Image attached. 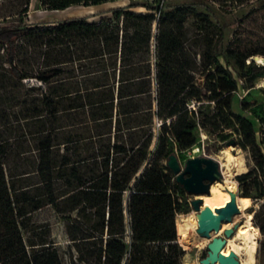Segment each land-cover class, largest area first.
<instances>
[{"label":"trees","instance_id":"16d2710c","mask_svg":"<svg viewBox=\"0 0 264 264\" xmlns=\"http://www.w3.org/2000/svg\"><path fill=\"white\" fill-rule=\"evenodd\" d=\"M38 1L62 11L123 0ZM130 1L93 16L0 23V264H65L50 225L34 219L47 206L69 220L79 255L70 264H126L128 254L132 264H181L177 251L165 252L178 249L181 205L175 176L160 163L177 154L183 134L206 132L208 154L230 140L249 150L255 168L238 180L244 197L264 199L255 125L222 104L239 90L233 63L244 89L264 78V65L248 63L260 55L229 50L224 65L216 53L224 32L207 13ZM30 4L3 0V17L27 15ZM190 18L200 26L193 35L184 30ZM23 39L33 42L26 66L18 62ZM259 122L264 135V117Z\"/></svg>","mask_w":264,"mask_h":264},{"label":"rangeland","instance_id":"374dc122","mask_svg":"<svg viewBox=\"0 0 264 264\" xmlns=\"http://www.w3.org/2000/svg\"><path fill=\"white\" fill-rule=\"evenodd\" d=\"M2 2L3 0H0L1 24L53 22L72 17L93 16L95 13L106 11L117 6H125L131 3L130 0H123L119 3L105 4L99 7L77 6L57 12L46 10L41 6L38 0H31L27 15H23L21 17L17 15L12 17H3V14L6 12L8 7L2 8ZM138 2H143V0ZM167 2L172 5H193L199 12L207 13L214 24L218 23L222 27L224 39L218 47L216 53L224 65L226 64L224 54L229 50L245 54H257L264 57V0H167ZM135 11L143 13L147 12L144 7H137L135 8ZM99 19L100 16L91 18V20L94 21ZM199 28L200 26L192 18L188 19L184 24V30L188 32L189 35L199 32ZM155 34H157L156 29ZM21 43L22 48L18 56V62L21 66H26L33 49V42L23 39ZM4 55L5 50L0 47V73L3 72V66H6L4 64ZM252 58L254 57H251L250 60H248V63L251 60H254ZM254 61L258 64L256 60ZM232 70L235 77L238 79L239 90L235 93L226 94L222 104L226 108H232L237 113L246 116L254 123L258 140L264 151V135L262 134L259 122V118L264 117V78L257 80L253 87L244 89L240 78V71L235 63H233ZM155 125L156 136L154 138V144L150 149V158H152L156 153V140L158 134L157 128L159 126L157 120L155 121ZM203 143L205 146H208L209 144H212V140L206 132L201 130L192 134H183L179 137L177 140V152L179 153L177 154L182 164L190 158L187 152L188 148L201 145ZM231 147L234 148L233 151L229 150ZM209 155L213 156L220 163V165L221 160L226 161L228 158H231L233 170L229 173V177L236 182L237 198H247L244 197V191L238 180V176L255 168L256 163L251 152L249 150H244L239 146L231 145L217 152L211 151ZM160 164L165 173H170L166 169V167H168L167 159H163ZM171 173L173 174L172 171ZM174 182L177 183L175 196L178 198L181 205V211H179L175 216L177 231L176 244L178 249L166 248L165 252H169L172 256L177 251V255L181 259V264H195L197 261H200L207 256L208 245L203 248H201L199 244L196 246L186 245L182 235L186 224L183 221L188 219L192 213H198L192 205L193 201L198 199V195H191L187 193L175 179ZM130 193L131 191L128 190L124 194V207L126 209ZM248 199L251 200V207L248 209L247 213L252 215L253 229L251 230V233L254 235L255 241L258 243L257 252L255 254V261L250 263V254L246 249L247 245L245 244V239H239L238 243L244 247V250H242L238 255L240 257L241 264L243 262L245 264H264V199H253L251 197H248ZM238 217L237 218L239 220L234 226L241 227V225L245 224L246 218L241 219L242 216L240 215ZM126 218L127 232L125 241L128 245H130L131 227L128 214ZM34 219L39 223L50 225L52 241L59 249L65 264H70L72 260H77L79 257L78 252L74 247V242L68 235L67 226L69 220L64 218L63 215L58 214L52 206H47L38 213L34 214ZM231 222L229 225H226V227L229 228L232 224ZM197 235L200 236L198 233ZM215 236H224V228H221L219 232H216L213 237ZM128 259L129 254L126 256L125 263L132 264Z\"/></svg>","mask_w":264,"mask_h":264},{"label":"water","instance_id":"95a60500","mask_svg":"<svg viewBox=\"0 0 264 264\" xmlns=\"http://www.w3.org/2000/svg\"><path fill=\"white\" fill-rule=\"evenodd\" d=\"M156 28L157 24H155ZM262 65H264V61ZM231 145H236V141L227 142V147ZM167 166L173 172L178 184L191 195L209 194L211 185L223 178L220 163L211 155L189 158L182 164L178 155L172 154L167 160ZM230 194L231 201L225 207L215 210L210 207L203 208L202 199L193 201L192 205L195 210L201 214L198 234L219 232L222 225H229L232 217L240 212L236 192H230ZM237 228L238 226L228 228L225 230L224 236L213 238L207 246L208 254L202 259L201 264H241L240 257L235 251L228 255L224 254L228 239L234 236Z\"/></svg>","mask_w":264,"mask_h":264},{"label":"bare ground","instance_id":"6f19581e","mask_svg":"<svg viewBox=\"0 0 264 264\" xmlns=\"http://www.w3.org/2000/svg\"><path fill=\"white\" fill-rule=\"evenodd\" d=\"M254 59L258 62L259 65L264 61L263 56H255ZM229 150L233 151L234 148L231 147ZM221 168L224 179L222 178V180L214 182L210 187L209 194L197 196L198 199H202L203 208L210 207L213 210L217 208H223L231 201L230 192H236L237 194L236 182L229 177V173L233 170L231 158H228L226 161L221 160ZM237 203L240 212L232 217V222L230 221L232 224L229 226V228L233 227L238 222L239 215L242 216L241 219L246 218V222L244 225H241V227L237 228V231L232 238L228 239V243L224 249V254L228 255L232 251L240 254L241 251L244 250V247L238 243V240L245 239V244L247 245L246 249L250 254V263H252L255 261V254L257 252L258 243L255 241L254 235L251 233V230L253 229L252 215L247 213L248 209L251 207V200L248 198H237ZM200 218V213H192L188 219L183 221L186 224L182 236L186 245L196 246L197 244H199L201 248H203L207 246L213 240V238L217 237H213V235L216 233L214 231L207 234H199L201 237L197 235ZM221 228H224V232L228 229L226 225H222ZM201 261L202 259L200 261H197L195 264H201ZM242 264L245 263L243 262Z\"/></svg>","mask_w":264,"mask_h":264},{"label":"built area","instance_id":"2783aa9c","mask_svg":"<svg viewBox=\"0 0 264 264\" xmlns=\"http://www.w3.org/2000/svg\"><path fill=\"white\" fill-rule=\"evenodd\" d=\"M194 105L195 104H192L190 107H194ZM158 125H160V123H158ZM187 152L190 158H195L197 156H210L206 151V146L204 143L187 150Z\"/></svg>","mask_w":264,"mask_h":264},{"label":"crops","instance_id":"0c3cea01","mask_svg":"<svg viewBox=\"0 0 264 264\" xmlns=\"http://www.w3.org/2000/svg\"><path fill=\"white\" fill-rule=\"evenodd\" d=\"M115 3H119V2H114V3H107V4H115ZM103 5H105V4H103ZM99 6H102V5H99ZM99 6H92V7H99ZM73 7H77V6H73ZM70 8H72V7H70ZM69 9V8H68ZM57 12H61V11H57ZM67 19V18H66Z\"/></svg>","mask_w":264,"mask_h":264}]
</instances>
